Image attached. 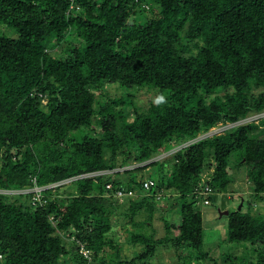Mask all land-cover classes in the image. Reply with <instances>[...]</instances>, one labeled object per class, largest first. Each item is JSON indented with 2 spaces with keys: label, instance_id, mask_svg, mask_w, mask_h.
<instances>
[{
  "label": "trees",
  "instance_id": "16d2710c",
  "mask_svg": "<svg viewBox=\"0 0 264 264\" xmlns=\"http://www.w3.org/2000/svg\"><path fill=\"white\" fill-rule=\"evenodd\" d=\"M70 2L0 0V27L9 32L0 31V190L117 171L72 180L66 195L45 191L35 206L27 194L1 196L0 264H138L161 247L198 252L204 231L192 195L196 177L203 167L215 169L212 203L229 182L219 162L246 149V181L255 195L264 193V116L174 155L181 177L166 161L143 163L219 120L264 113V86L256 81L264 74V0H73L79 10L67 14ZM60 44L61 54L49 53ZM90 78L116 86L120 96L99 85L92 87L97 95L87 93ZM138 86L161 97L145 113L126 101ZM135 164L142 165L118 171ZM149 179L155 184L146 191ZM117 189L127 193L126 204L114 197ZM250 201L227 222L223 264H264V216L252 214ZM156 213L166 231L168 218L180 219L179 235L156 238ZM119 216L134 227L128 243L142 251L129 258L111 241ZM241 242L249 246L236 256L231 245ZM78 243L92 252L90 263Z\"/></svg>",
  "mask_w": 264,
  "mask_h": 264
},
{
  "label": "rangeland",
  "instance_id": "374dc122",
  "mask_svg": "<svg viewBox=\"0 0 264 264\" xmlns=\"http://www.w3.org/2000/svg\"><path fill=\"white\" fill-rule=\"evenodd\" d=\"M137 3V1H136ZM141 5V4H140ZM147 6V5H145ZM0 31L4 34H9L8 30H6L4 27H0ZM71 37H68V40H70ZM65 49L64 44H60L55 50L50 51V54H61V52ZM256 81L259 84V87L264 86V74L258 75L256 77ZM93 85H99L101 88H105L106 92L108 93L110 98H116L120 96V92L114 85H109L107 82H105L103 79L98 78H90L89 84L85 86V91L87 93H91L92 95H97L96 91H93ZM258 86L255 90L249 93V96L253 94H257ZM130 95L127 97L126 101L130 104V106H133L137 109L140 113H145L146 107H148L149 103H156L160 101L161 97H158V93L156 91L150 90L149 87L143 86V87H136L135 90L133 89L130 91ZM45 98L43 99V103H45ZM157 104V103H156ZM127 119V127L130 126V120H131V113L126 114ZM264 116V113L259 114H251L248 117L241 119L240 121H237L236 123H230V122H222L221 120L217 121L216 124H212L209 126L208 130L201 129L198 134L192 138L189 139L186 142L179 143V144H173V146L167 150L163 151L157 156L151 158L149 161L144 162V165H147V167H150V163H152L153 160L155 161H166V167L170 168L168 172L173 174H177L179 177L182 176L183 170H177L174 165L177 163V159L173 157L177 153H183L184 155H189L190 150L193 148V144H195L199 140H203L205 138H211L213 136H218L224 133L225 130H229L230 128H233L234 125L239 124H245L249 122L258 123L259 120ZM96 120L95 118H92L91 121ZM96 123V122H93ZM210 120L209 118L205 119V124H209ZM90 130L93 133L94 137H97V128L95 126H91ZM126 137L131 136L130 128H127ZM143 138L141 140V143L143 144V147L149 146L150 142L145 138V135L140 136ZM246 149H241L240 153L232 154L230 157L226 159H222V161L219 162L218 166L223 167L224 171L227 173V177H229V182L226 184V188L223 187V190L220 195H217L215 199L212 201L211 205L204 207L200 205V212L201 217L203 220V231H204V246L201 247L199 244L198 246V252L192 250V251H183V252H176L172 248L167 247H161L157 248L154 255L149 257V259H143L141 260V263L138 264H212V262L209 259H214L219 256L220 253H225L228 251V245L226 242H224L225 234L227 233V222L229 218L232 216L235 210H238V207H243V211L246 212L248 210L245 205L247 204V201L251 200L250 203L252 204L254 210L252 212H258L260 215L264 216V199L259 200V197L262 196L264 198V193L255 195L253 191L250 189V184L246 181V165L244 164L245 161L248 159V154H246ZM2 156L3 151H0V168L2 166ZM242 161L241 164L238 163V161ZM248 161V160H247ZM142 164H135L132 166H129L127 168H121L118 169V171H123L126 169H130ZM148 169V168H147ZM150 171L149 170H145ZM92 173L95 172H87L81 174L82 179H90L95 178V176L92 175ZM215 173L214 168H208L203 167L202 171L199 172V175H197V178L201 180H210L212 178V175ZM75 178V177H74ZM72 178V179H74ZM72 179H65L61 180L49 185H46L44 187H47V191H49L51 194L62 193L66 195L70 190L68 186L70 185V181ZM50 186V187H48ZM39 189L41 187H37L36 185H33L29 189H21V190H0V197L5 195H12L14 194L11 191H22L23 193H27L29 204L31 205V196L33 194L29 193L31 191H34V189ZM222 189V187H221ZM68 190V191H66ZM66 191V192H64ZM253 193V194H252ZM63 195V197H64ZM240 197L242 198L240 200ZM164 202V200H162ZM118 203L124 205L126 204L125 199L122 201L118 200ZM164 205V204H163ZM218 209H221L222 212L228 211L229 215L223 216L222 218L218 217ZM177 209L169 211L168 214L171 213V215L174 213L172 211H175ZM159 213H156L154 215V218L152 220V226L156 231V238H164L166 235L170 236H177L180 233V219H178L176 216L173 219H167V221L170 223V229L167 231L164 228L163 222L160 220ZM126 222L123 221V216L118 217V221L113 224V233L111 235V241L113 244H116L120 249L124 248L122 252H120L121 257L129 258L130 256H133L135 253L139 254L142 251L141 248L137 247V245H131L128 243L127 240V232L133 231L134 227L130 224H125ZM125 224V225H124ZM60 238L63 240V235L60 233ZM69 240H71V236L69 237ZM250 244V243H249ZM237 245H239L237 247ZM244 246H249L248 243L241 242L238 243H232L231 247L232 250L236 247V250L234 251V255L240 256L242 252H244ZM250 248V247H249ZM203 250H208L209 258L206 259L203 257ZM228 249V250H227ZM231 250V251H232ZM108 252L112 255L114 254L113 249H108ZM195 253V255H194ZM196 253L198 255H196ZM217 264H223L221 259L216 258ZM66 264H72L68 261H66ZM226 264V263H224Z\"/></svg>",
  "mask_w": 264,
  "mask_h": 264
},
{
  "label": "built area",
  "instance_id": "2783aa9c",
  "mask_svg": "<svg viewBox=\"0 0 264 264\" xmlns=\"http://www.w3.org/2000/svg\"><path fill=\"white\" fill-rule=\"evenodd\" d=\"M78 10H79L78 5L75 4L73 0H71L67 14L73 11H78ZM114 171H117V170H114ZM114 171L95 172V173H92V175L96 177L99 175L111 174ZM79 178H81V176L75 177L72 180L79 179ZM154 184H155L154 181L149 179L144 182L143 187L145 188L146 191H148L150 190V188L154 186ZM47 189H48L47 187L42 186L39 189L36 188L34 189V191L29 192L33 194V196H31V205L35 206L36 203H40L43 198V194L45 191H47ZM106 189H111V185L110 184L106 185ZM11 192L14 193L12 195L27 194V193H23L22 191H11ZM192 195L194 196V199L199 202L200 205L205 206V207L209 206L210 205L209 197L214 195L213 189L211 188L209 184V180H206V179L201 180L197 178V186L195 187ZM125 196H127V193L123 189H117L114 192V197L118 199L119 201H122ZM159 197L160 196H158V198ZM74 239H75L74 236H71V240H74ZM91 253L92 252L86 247H84L83 244L78 243V255L82 257L83 259H85L87 263L91 262Z\"/></svg>",
  "mask_w": 264,
  "mask_h": 264
},
{
  "label": "water",
  "instance_id": "95a60500",
  "mask_svg": "<svg viewBox=\"0 0 264 264\" xmlns=\"http://www.w3.org/2000/svg\"><path fill=\"white\" fill-rule=\"evenodd\" d=\"M239 210H240V207H238V211H239ZM217 212H218V217H219V218H222L223 216H227V215L229 214L228 211H224V212H222V211L218 210Z\"/></svg>",
  "mask_w": 264,
  "mask_h": 264
},
{
  "label": "crops",
  "instance_id": "0c3cea01",
  "mask_svg": "<svg viewBox=\"0 0 264 264\" xmlns=\"http://www.w3.org/2000/svg\"><path fill=\"white\" fill-rule=\"evenodd\" d=\"M207 207V206H206ZM218 210H220L221 211V209H218Z\"/></svg>",
  "mask_w": 264,
  "mask_h": 264
},
{
  "label": "clouds",
  "instance_id": "9594fccd",
  "mask_svg": "<svg viewBox=\"0 0 264 264\" xmlns=\"http://www.w3.org/2000/svg\"><path fill=\"white\" fill-rule=\"evenodd\" d=\"M210 205H211V202H210ZM205 207V206H204Z\"/></svg>",
  "mask_w": 264,
  "mask_h": 264
}]
</instances>
